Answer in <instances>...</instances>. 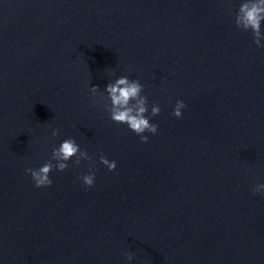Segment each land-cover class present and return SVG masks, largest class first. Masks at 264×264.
I'll return each instance as SVG.
<instances>
[{
  "label": "water",
  "instance_id": "obj_1",
  "mask_svg": "<svg viewBox=\"0 0 264 264\" xmlns=\"http://www.w3.org/2000/svg\"><path fill=\"white\" fill-rule=\"evenodd\" d=\"M238 5L0 0V264H264V48ZM121 75L161 108L148 143L88 91ZM66 138L95 185L82 161L36 188Z\"/></svg>",
  "mask_w": 264,
  "mask_h": 264
},
{
  "label": "clouds",
  "instance_id": "obj_2",
  "mask_svg": "<svg viewBox=\"0 0 264 264\" xmlns=\"http://www.w3.org/2000/svg\"><path fill=\"white\" fill-rule=\"evenodd\" d=\"M234 22L239 30L250 33L257 48H264V0H239ZM88 91L93 97L99 95L103 100L105 111L113 123L126 126L130 132L140 137L142 143H148L149 137L158 133V125L152 122V118L160 114L161 108L154 103L149 109L148 97L143 94L144 86L139 79L121 75L108 81L103 90L98 85H90ZM185 108L184 101L177 100L171 114L180 119ZM59 134L58 128L51 131L52 138L58 137ZM82 161L87 162L88 169L78 180L86 188H92L96 181L95 162L74 138L63 139L58 146L54 145L49 161L39 168H28L26 172L30 174L36 188L50 187L54 169L64 172L72 165L79 166ZM99 163L110 172L115 171L117 167L115 160H109L103 154L99 156ZM252 193L264 195V183L255 184ZM125 258L127 262L133 259L128 253H125Z\"/></svg>",
  "mask_w": 264,
  "mask_h": 264
}]
</instances>
